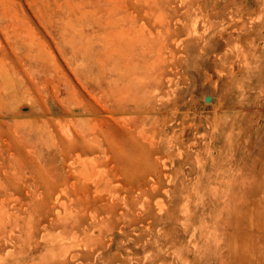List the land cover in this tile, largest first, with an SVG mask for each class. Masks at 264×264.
Instances as JSON below:
<instances>
[{"label":"rangeland","instance_id":"rangeland-1","mask_svg":"<svg viewBox=\"0 0 264 264\" xmlns=\"http://www.w3.org/2000/svg\"><path fill=\"white\" fill-rule=\"evenodd\" d=\"M0 264H264V0H0Z\"/></svg>","mask_w":264,"mask_h":264}]
</instances>
